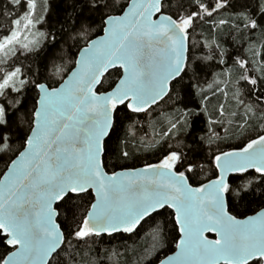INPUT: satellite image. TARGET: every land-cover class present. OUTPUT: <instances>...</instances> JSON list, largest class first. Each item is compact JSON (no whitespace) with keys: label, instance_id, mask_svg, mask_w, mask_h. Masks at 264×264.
Listing matches in <instances>:
<instances>
[{"label":"snow or ice","instance_id":"6c2138e0","mask_svg":"<svg viewBox=\"0 0 264 264\" xmlns=\"http://www.w3.org/2000/svg\"><path fill=\"white\" fill-rule=\"evenodd\" d=\"M58 4L0 0V264H93L144 226L149 264H264V53L222 41H264V0Z\"/></svg>","mask_w":264,"mask_h":264},{"label":"trees","instance_id":"16d2710c","mask_svg":"<svg viewBox=\"0 0 264 264\" xmlns=\"http://www.w3.org/2000/svg\"><path fill=\"white\" fill-rule=\"evenodd\" d=\"M53 4L56 7H59L58 0H52ZM44 3V0H37L38 11L40 10L39 5ZM222 41L225 48L228 49L229 52L233 50L241 51L246 58L252 60L257 67L260 66L261 61V53H264V41L259 40L257 37H253L252 44L247 43V38L245 39L244 46L240 47L239 37L234 41L232 37L228 34L227 31L222 33ZM75 50V49H74ZM209 81L212 80V77H208ZM219 79V77H217ZM107 86V85H106ZM199 102V101H198ZM223 102L217 97H213L211 102L208 103L209 111L212 112L216 106ZM225 107L228 108L230 105L225 103ZM164 118L161 117L159 119L154 118L152 121V127H149L148 123L145 122L144 125V140H149L150 138L159 139V132L161 131L162 124L161 120ZM201 128L205 127L204 122L202 121L199 125ZM264 127V125H262ZM216 131L221 132V135H224L222 129L219 127L216 128ZM251 132V129L248 130ZM243 133L237 132L235 135H229L223 142V147L225 149L230 150L232 146L239 145L243 139ZM145 157H150L151 159H155V156L152 155L146 148L142 154H139V158L134 157L130 160L129 164H135L140 166L144 162ZM111 164L112 161L110 160ZM4 170V162L0 161V172ZM252 208L256 211H259V208L256 204L252 205ZM239 212L247 211V207H241L238 209ZM249 215L254 214V212L249 211ZM168 235L165 238V247H163L159 252H156L155 255H160L163 257V254H171L175 250V244L178 242L179 233L175 227H173L171 223V216H168ZM147 226L144 228H138L137 232L132 235H124V234H115L113 237L103 236L97 240V242L91 246V250H85V258L93 262L99 259L103 262V264H149L148 261L144 260L142 257V251L146 247L151 244V235L145 230ZM79 259V255H78ZM155 259V256H153Z\"/></svg>","mask_w":264,"mask_h":264},{"label":"water","instance_id":"95a60500","mask_svg":"<svg viewBox=\"0 0 264 264\" xmlns=\"http://www.w3.org/2000/svg\"><path fill=\"white\" fill-rule=\"evenodd\" d=\"M252 215V214H251ZM179 233V232H178ZM132 234H134V233H132ZM132 234H130V235H132ZM124 235H129V234H124ZM207 236H208V238L209 239H215L216 237H215V235L213 234V233H207L206 234ZM106 236V235H105ZM176 250V249H175ZM174 250V251H175ZM173 254V252L171 253V254H169V255H172Z\"/></svg>","mask_w":264,"mask_h":264}]
</instances>
